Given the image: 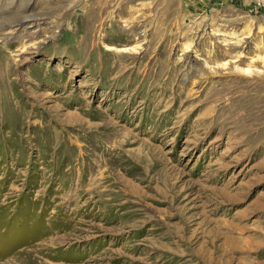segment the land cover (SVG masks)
I'll return each mask as SVG.
<instances>
[{
	"label": "rangeland",
	"instance_id": "1",
	"mask_svg": "<svg viewBox=\"0 0 264 264\" xmlns=\"http://www.w3.org/2000/svg\"><path fill=\"white\" fill-rule=\"evenodd\" d=\"M262 198L264 8L0 0V264H264Z\"/></svg>",
	"mask_w": 264,
	"mask_h": 264
},
{
	"label": "bare ground",
	"instance_id": "2",
	"mask_svg": "<svg viewBox=\"0 0 264 264\" xmlns=\"http://www.w3.org/2000/svg\"><path fill=\"white\" fill-rule=\"evenodd\" d=\"M101 9H102V8H101ZM103 11H104V10H103ZM101 13H102V12H101ZM137 35L143 36V35H141V33L139 34V32H138ZM187 49H188V47H187ZM249 104H250V103H249ZM258 105H259V104L256 105V109L258 108ZM237 199H238V198H237ZM262 199H264V198H262ZM259 206H260V207H258V209H260L259 211H264V202H263L262 204L259 203ZM217 226H218V225H217ZM217 226H216V227H217ZM224 226H225V225H224ZM225 227H226V226H225ZM248 232H249V231H248ZM261 235H263V234H261ZM230 238H232V237L230 236ZM233 238H234V237H233ZM234 239H235V238H234ZM234 239H233V240H234ZM241 239H242V238H241ZM228 240H230V239H228ZM228 240H226V241H228ZM237 241H238V243H239V239H238ZM244 241H245V240H244ZM229 242H230V241H229ZM233 242H234V241H233ZM223 243H224V242H223ZM240 243H241V241H240ZM212 244H213V246H212L213 251H215V252L221 250V249L223 248L222 246L224 245V244H223L222 246L219 245L220 247H218V245L215 243L214 240H213V243H212ZM235 244H236V243H234V245H235ZM225 245H226V244H225ZM234 245H233V247H234ZM237 245H238V244H237ZM230 246H231V245H230ZM236 247H237V246H236ZM236 247H234V248H236ZM238 247H239V246H238ZM241 247H242V246L240 245L239 248H241ZM224 248H226V246H224ZM230 248H232V247H230ZM249 249H251V248H249ZM243 250H244V249L242 248L241 251H243ZM245 251H246V250H245ZM251 251H252V250H251Z\"/></svg>",
	"mask_w": 264,
	"mask_h": 264
},
{
	"label": "built area",
	"instance_id": "3",
	"mask_svg": "<svg viewBox=\"0 0 264 264\" xmlns=\"http://www.w3.org/2000/svg\"><path fill=\"white\" fill-rule=\"evenodd\" d=\"M259 8H264V0H253Z\"/></svg>",
	"mask_w": 264,
	"mask_h": 264
}]
</instances>
